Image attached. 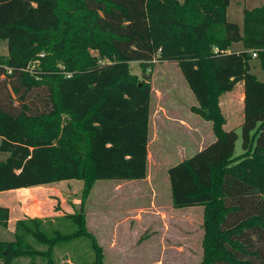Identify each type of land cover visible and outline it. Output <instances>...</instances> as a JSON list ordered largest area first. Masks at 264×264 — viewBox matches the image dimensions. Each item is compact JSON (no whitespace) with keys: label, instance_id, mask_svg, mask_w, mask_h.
Listing matches in <instances>:
<instances>
[{"label":"trees","instance_id":"1","mask_svg":"<svg viewBox=\"0 0 264 264\" xmlns=\"http://www.w3.org/2000/svg\"><path fill=\"white\" fill-rule=\"evenodd\" d=\"M229 4L0 0V39L8 44L0 53V150L9 153L0 160V191L78 179L85 198L100 179L146 178L152 83L130 64L145 71L175 62L196 97L191 110L211 122L215 139L168 168L172 205L204 207L198 264H264V81L250 64L259 58L264 68V4L244 10L243 31L227 18ZM235 42L243 49L232 50ZM239 82L245 151L235 157L238 134L225 129L220 97ZM9 215L0 205V224ZM66 218L75 231L48 234L36 217L18 220L16 239L0 241V264L37 255L53 264L55 246L80 236L92 241L88 264H104L84 209Z\"/></svg>","mask_w":264,"mask_h":264},{"label":"rangeland","instance_id":"2","mask_svg":"<svg viewBox=\"0 0 264 264\" xmlns=\"http://www.w3.org/2000/svg\"><path fill=\"white\" fill-rule=\"evenodd\" d=\"M263 4L264 0H230L227 18L238 23L243 31L244 10ZM242 47V42H235L232 49ZM7 52V41L0 39V53ZM250 64L251 71L264 81L261 60L253 58ZM130 65L139 79L147 78L152 83L147 177L133 181L97 180L85 198L83 181L68 180L61 186L66 200L57 199L55 204L60 214L35 217L48 234L54 229L71 233L77 227L66 214L83 208L88 228L103 247L104 264H198L203 258L204 207H174L167 170L215 139L211 122L191 110L197 100L175 62H155L145 71L139 61H132ZM243 95L244 84L239 82L233 91L220 97L227 118L225 129H234L238 134L235 157L245 151ZM14 96L17 104V93ZM8 155L0 150V160ZM27 222L33 226L29 220ZM12 227L13 222L0 226V238L16 239ZM25 237L37 249H46V245L32 235L25 234ZM94 256L91 239L80 236L57 244L52 261L53 264H88ZM11 264H47V259L39 255L21 257Z\"/></svg>","mask_w":264,"mask_h":264},{"label":"crops","instance_id":"3","mask_svg":"<svg viewBox=\"0 0 264 264\" xmlns=\"http://www.w3.org/2000/svg\"><path fill=\"white\" fill-rule=\"evenodd\" d=\"M241 49H243V47L235 50L238 51ZM64 182H69V181L62 180L47 185L34 186V187H20V188L0 191V205L7 206L9 208L10 215H9L8 223L13 222L12 228L14 230L15 235H16L17 222L20 219H25L26 217H35V216L43 218L48 216H57L60 214L61 210L58 211L55 210V204L57 202V199L61 201L66 200L65 199L66 192H64L63 189L61 188ZM44 203H46V205H43ZM0 226L3 225L0 224ZM1 240L13 241L15 239L0 238V241Z\"/></svg>","mask_w":264,"mask_h":264},{"label":"built area","instance_id":"4","mask_svg":"<svg viewBox=\"0 0 264 264\" xmlns=\"http://www.w3.org/2000/svg\"><path fill=\"white\" fill-rule=\"evenodd\" d=\"M256 55H257V53L254 52V56H256ZM36 64H37V63H33L32 66H31V68H35ZM11 71H12L11 69L8 70L9 73H10Z\"/></svg>","mask_w":264,"mask_h":264}]
</instances>
